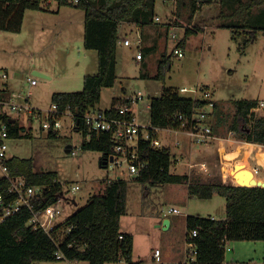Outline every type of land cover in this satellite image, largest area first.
Masks as SVG:
<instances>
[{
	"label": "rangeland",
	"instance_id": "374dc122",
	"mask_svg": "<svg viewBox=\"0 0 264 264\" xmlns=\"http://www.w3.org/2000/svg\"><path fill=\"white\" fill-rule=\"evenodd\" d=\"M51 1L48 12L54 13L60 6L63 9L57 18L59 25L58 20L53 25L45 18L37 17L47 16L51 22L53 16L50 13L29 10L21 32L0 30V69H8L10 89L20 93L32 91L31 103L41 109L51 106L54 92L82 90L84 76L97 72L99 68L97 51L84 46V10L61 5L59 0ZM220 2H205L191 20L188 8L176 10V0H156L155 14L161 22L155 20L142 30L145 38L143 51H146L143 60L137 59L139 48L136 45L126 46L123 43L126 37L134 42L139 26L134 22H123L117 52V81L114 86L103 88L97 107L106 110L115 103L121 106L140 90L143 99L135 101L132 109L139 124L146 127L151 122V99L162 94L164 85L178 90L187 87L189 90L181 94L191 97L201 95L199 89L208 87L221 112L222 120L219 115H215V122L218 121L216 133L229 136L228 125L235 113L233 100L255 98L264 102V30H259L252 37L242 30L238 34L236 29L221 27V23L228 19H220ZM39 22L45 29H37ZM189 25H201L205 30L187 38L186 46H180L184 56L179 57L174 53V48L184 37L185 28ZM165 52L171 57L163 81L155 75ZM34 66L50 78L35 74ZM29 76L36 77L38 84L31 86ZM258 113H264V108L259 109ZM20 117L27 133L8 140V156L33 157L37 171H58L63 195L60 202L62 212L53 219L55 224L66 220L87 204L92 196L103 193L108 179L127 178L130 180L128 212L122 216L121 228L134 235L133 260L139 264H157L154 253L160 249L163 260L172 264L184 259L188 231L186 218L189 214L223 216L224 197L220 195L214 198L191 196L185 183H161L146 189L144 183L133 179L127 162L122 159V163L110 162L107 167L101 166L103 152L82 147L83 132L75 129L68 113L62 116V126L56 137L42 129L41 118L30 119L24 112ZM232 136L238 139L234 132ZM158 138L163 144L171 145L173 159L179 148L174 146L176 138L182 141L189 139L183 133L163 129L159 131ZM68 145L73 146L76 152L68 151ZM252 148L250 151L254 155ZM260 151L264 152L263 146L258 149L257 155L264 163V155ZM252 163L256 164L257 160L254 159ZM183 165L182 160L179 164L173 163L171 171L180 173L184 170ZM212 165L216 172L218 163ZM233 169L228 173L232 174ZM198 175L197 172L190 177L197 178ZM257 175L261 177L263 171L260 170ZM1 177H4V172L0 167ZM75 184L80 186L79 189H73ZM171 207L180 212H171ZM165 215L174 221L171 228H164L162 219ZM233 244L230 241L231 247ZM233 253L234 250H226V259L230 260ZM34 264L78 262L60 259L37 261ZM106 264L129 263L122 260Z\"/></svg>",
	"mask_w": 264,
	"mask_h": 264
},
{
	"label": "trees",
	"instance_id": "16d2710c",
	"mask_svg": "<svg viewBox=\"0 0 264 264\" xmlns=\"http://www.w3.org/2000/svg\"><path fill=\"white\" fill-rule=\"evenodd\" d=\"M212 0H176V10L188 8L192 20L197 11L206 2ZM47 0H0V30L21 32L27 10L45 9ZM61 5H71L85 11L84 45L98 53L99 68L96 73L84 76V86L80 91H57L52 94V103H57L59 110L74 113L75 129L82 131V147L112 154L114 141L111 133L92 130L84 122L85 111L97 105L102 90L112 87L117 81V51L120 27L123 22H134L144 27L155 22L156 0H59ZM221 18L228 19L221 27L236 29L254 37L259 30H264V0H221ZM259 8V9H256ZM169 28V25H168ZM205 30L201 25H189L184 37L179 41L185 47L190 35ZM145 49V48H144ZM170 55L166 52L160 59L156 78L165 81ZM208 88V87H205ZM208 103L204 98L184 96L178 89L163 86L162 94L153 97L150 103L151 135L156 137L155 127L177 129L183 120V114L190 118L199 107ZM260 101L255 98L233 100L235 113L228 127L238 139L264 145V113L255 108ZM123 105L132 106L127 99ZM116 103L107 109L110 115H119ZM220 117L218 104L212 116ZM134 111H129L131 118ZM79 121V122H78ZM218 121L213 120L214 129ZM24 127L15 124L11 128V137H21ZM29 134V133H28ZM56 137V131H50ZM139 155L147 162L134 180L144 183L146 189L161 183H185L191 196L212 198L220 195L225 198V217L213 218L189 214L186 218L187 234L193 231L198 254L195 264H224L225 241L263 240L264 241V186H243L226 183L220 175L207 180L191 178L186 173L171 171L173 155L169 146L153 147L149 140H139ZM103 158V157H102ZM10 174L22 176L30 186H42V192L36 194L34 210L22 208L8 217L0 216V264H34L37 261H87L89 264L133 260L134 235L121 229V219L128 212V193L130 180L124 177L108 179L104 192L91 197L84 206L78 208L63 222L56 224L50 231L31 222L34 211L45 209L57 201L63 194V185L58 171H37L33 157L12 156L5 161ZM237 183V182H236ZM10 180L0 178V195L4 199H16L9 190ZM122 235V237H121ZM57 252L63 254L57 258ZM264 264V259H263Z\"/></svg>",
	"mask_w": 264,
	"mask_h": 264
},
{
	"label": "built area",
	"instance_id": "2783aa9c",
	"mask_svg": "<svg viewBox=\"0 0 264 264\" xmlns=\"http://www.w3.org/2000/svg\"><path fill=\"white\" fill-rule=\"evenodd\" d=\"M73 3H79L81 0H70ZM157 22H161L159 16L155 17ZM176 37V34H173ZM144 37L141 31H137V36L134 42L129 38L124 39L123 43L126 46L132 44L136 45L139 50L137 53V59H142L144 56ZM177 42L174 53L179 57L184 56V52ZM9 71L8 69H0V167L4 172V176L10 180V192L16 196V199H4L0 195V216L2 218L13 215L22 208H29L34 210L36 194L42 192V186H30L27 181L22 177H14L10 174L9 168L5 161L10 158L8 156V140L11 137V128L15 124L24 127L23 133L26 132V127L21 121L20 114L22 112L29 115L30 119L41 118L42 119V129L50 131H56L58 133L60 127L62 126L61 118L64 114H70L72 116L74 125V113L70 110H59L57 103H52L48 109H41L33 106L31 103L32 91L28 93L14 92L8 87ZM2 80V82H1ZM28 81L31 86H35L38 83L36 77L29 76ZM189 89L187 87L179 88L180 93L187 92ZM201 95H194L193 98H204L208 103L196 109L190 118H186L183 114H180L178 118L183 120L181 127L177 129L173 128H159L155 127L153 130L156 133V137H152L150 127L140 125L135 114L131 118L127 116L129 111H133L132 106L122 105L118 108L119 115H110L106 110H102L96 106L91 107L84 112L83 118L87 126L92 130H101L111 133L112 139L114 141L113 153L114 161L117 163H122L120 160L126 161L128 164V171L130 174L136 175L140 172L142 167L147 164L144 162L139 155V140H149L153 147H164L168 146L167 143L163 144L158 138L160 130H167L169 132L184 133L189 139L197 144H206L215 138L212 112L215 107V100L212 98V92L209 88H200ZM19 98L21 99L19 101ZM132 104L135 101L143 99V92L138 91L135 95L130 98ZM264 108V102H260L255 111ZM16 114V115H14ZM143 127L146 130H143ZM180 140L176 138L174 145H179ZM73 150V146L71 147ZM76 151L73 150V153ZM12 157V156H11ZM234 168V167H233ZM255 172L258 174L259 170L256 169ZM233 176V175H232ZM234 177V176H233ZM235 184L236 179L234 177ZM229 183V182H227ZM79 185L75 184L73 189H79ZM63 195V194H62ZM62 196H60L57 201L51 205H48L45 209L40 211H34V215L31 218V222L43 227L45 230L50 231L56 224L53 223V219L62 212V207L60 202ZM171 212L179 213L180 210L177 208H170ZM214 218V217H213ZM197 235L196 231L190 233L186 237V246L184 259L172 264H195L197 258L198 250L193 237ZM122 237V235H121ZM225 250H231L230 241L224 242ZM63 254L57 252V258H62ZM154 260L157 264H171L163 260L160 249H156L154 253Z\"/></svg>",
	"mask_w": 264,
	"mask_h": 264
},
{
	"label": "crops",
	"instance_id": "0c3cea01",
	"mask_svg": "<svg viewBox=\"0 0 264 264\" xmlns=\"http://www.w3.org/2000/svg\"><path fill=\"white\" fill-rule=\"evenodd\" d=\"M51 5H52V1L47 0L46 5H45L46 6L45 9L36 10V11L37 12H43L44 14H49L50 12L47 11V8H49ZM62 10L63 9L60 6L57 8V10L54 13H50L53 16L51 22L47 16L37 15V17L41 16V18H43V19L45 18L50 24H53V22H54V24H56L55 22L58 20L57 25H59V19H57V18L61 14ZM28 12H29V10H27L26 14H25L23 28H24V25L26 22V16H27ZM37 14H39V13H37ZM33 15H35V13H33ZM37 29L40 30V29H45V28H44L43 24H40V22H39ZM143 29H144V27H142V29H140L138 27L137 31H141L143 34L144 33V31H142ZM143 37H144V34H143ZM126 38H128V37H126ZM144 41H145V38H144ZM144 46H145V42H144ZM143 49H144V47H143ZM117 55H118V53H117ZM145 55H146V51H144L143 58L139 59V60H143L145 58ZM45 68H46V66H45ZM33 71H34V73L39 72L40 75L50 78V76L46 75L45 72H43V70H40V69L36 68L35 66H34ZM94 73H96V72H94ZM8 87H9V85H8ZM9 89H10V87H9ZM96 107H97V105H96ZM107 109H110V108H107ZM212 117H213V120H215V113ZM216 128L214 131L215 138L212 141H210L209 143H206V144L195 143L194 144V142H192L190 139H183V141L180 140L179 145H174L175 147H179V148H178V152L174 153L175 156L173 159V163H175V165H176V164H179V162L182 160L183 164H184L183 165L184 170H182V172H180V173H186V174L191 176L193 174L196 175L198 172V174H200V175H198L197 178H200L202 180H204V179L207 180L208 178H210L214 175H220L224 182H226V183L229 182V183L235 184L234 177L232 175H230L228 173V171L233 168V164H236V163H232L231 161H232V159L233 160L236 159L235 162H237V159H238L237 157H239V154H240V146L242 144H244V145H247L246 152H247L248 156L246 158V162L247 163L249 162L248 163L249 168L253 169L254 171L256 169H258L259 171L262 170L263 171L262 177H264V163H263V161H261V159L257 155L258 149L261 146L264 147V145L258 144V143H250L247 141L236 139L235 137L232 136L233 135L232 131L229 132V134H230L229 136L223 135V133H220V134L216 133ZM178 134H182V133H178ZM184 135H186V134H184ZM167 145L171 148L170 144H167ZM251 147H254V148H252L254 150V155L250 151ZM171 152H172V150H171ZM261 153L264 155V152H261ZM254 159L257 160L256 164L252 163V161ZM214 162H216V164L218 163V169L216 172L214 171L213 165H212ZM175 173H177V172H175ZM187 192H189L188 186H187ZM189 195H190V193H189ZM215 196H217V195H214L212 198H214ZM222 205H223V216H221L220 218L225 217V207H226L225 206L226 205L225 198L223 200ZM212 217L218 218L216 216H212ZM166 218H169L170 225L168 228H171L174 224V221L171 217H169L167 215H165L163 217L162 221H164ZM121 222H122V219H121ZM123 231L126 232L127 230L123 229ZM233 243L234 244H233V247L231 250H234V253L230 257V260L225 258L224 264H263V259H264V241L263 240H236V241H233ZM134 249H135V242H134ZM77 262H78V264H81V263L82 264H89V263H84V261H80V262L77 261Z\"/></svg>",
	"mask_w": 264,
	"mask_h": 264
},
{
	"label": "bare ground",
	"instance_id": "6f19581e",
	"mask_svg": "<svg viewBox=\"0 0 264 264\" xmlns=\"http://www.w3.org/2000/svg\"><path fill=\"white\" fill-rule=\"evenodd\" d=\"M246 147L247 145L242 144L240 146V154L239 157H237V162L236 159H232V163H236L233 164V166L238 165V167L232 170V174L230 175H234L236 174L237 171L242 170L239 174H238V178H236V182L239 184H244V185H264V177H259L256 172L249 168L248 163L246 162V158H247V152H246ZM235 153V152H234ZM231 159V158H230ZM229 160V159H228Z\"/></svg>",
	"mask_w": 264,
	"mask_h": 264
},
{
	"label": "water",
	"instance_id": "95a60500",
	"mask_svg": "<svg viewBox=\"0 0 264 264\" xmlns=\"http://www.w3.org/2000/svg\"><path fill=\"white\" fill-rule=\"evenodd\" d=\"M35 74L37 75H40L39 72H35ZM79 122V121H78ZM71 145H68L67 147V150L68 151H71ZM114 161V156L113 155H109V154H105L101 160V166H104V167H107L109 165L110 162H113ZM238 167V165H235L234 168L236 169ZM242 170L240 171H237L236 174H234L233 176L236 178H238V174L241 172ZM239 184V183H238ZM239 185H243V186H264V185H244V184H239ZM163 224H164V228H168L169 225H170V220L169 218H166L164 221H163Z\"/></svg>",
	"mask_w": 264,
	"mask_h": 264
}]
</instances>
